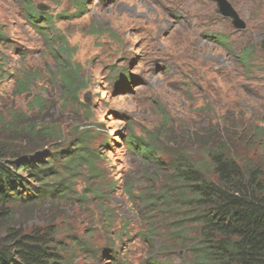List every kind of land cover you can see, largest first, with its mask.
<instances>
[{
	"label": "rangeland",
	"instance_id": "obj_1",
	"mask_svg": "<svg viewBox=\"0 0 264 264\" xmlns=\"http://www.w3.org/2000/svg\"><path fill=\"white\" fill-rule=\"evenodd\" d=\"M181 1L0 0V132L9 121L53 132L42 149L57 154L49 165L67 170L34 181L70 186L36 204L19 200L15 222L26 232L53 225L60 264H215L203 258L198 221L176 235L178 216L151 204L171 173L128 137L159 144L158 161L201 162L221 149L264 168V0H228L243 30L214 0H197L198 17ZM85 150L96 171L63 163Z\"/></svg>",
	"mask_w": 264,
	"mask_h": 264
},
{
	"label": "trees",
	"instance_id": "obj_2",
	"mask_svg": "<svg viewBox=\"0 0 264 264\" xmlns=\"http://www.w3.org/2000/svg\"><path fill=\"white\" fill-rule=\"evenodd\" d=\"M69 69L62 70L61 77L67 91L73 94L79 88L75 87ZM27 85L21 81L19 88H27ZM5 125L6 131L0 132V264H60L63 246L58 239L59 231L53 225H47L26 232L15 222L18 212L14 209L19 200L36 204L37 200L55 198L59 192L64 193L70 188L63 180L55 185L48 182L52 174L60 175V169L67 170L62 164L59 170L56 164L49 165L57 159V154L42 149L47 138L48 145L56 140L55 134L45 128L38 130L34 124L23 129H17L12 121ZM128 140L140 154L156 160L160 169L171 173L165 187L151 202L167 207L170 214L178 216L171 233L185 235L188 233L185 223L196 220L202 225L198 244L204 250L205 261L264 264L263 167L240 163L236 155L221 149L208 152L201 162L192 161L187 155L176 160L165 155V159L158 161L159 144L138 141L133 136ZM18 141L28 142V145L16 149L13 144ZM47 153L50 154L48 159L45 158ZM69 156H64L69 160L63 162L69 168L86 161L96 171L89 151H76ZM23 173L30 175V179ZM39 179L48 181L42 185L39 182L38 186L34 180ZM24 192L26 197L21 199Z\"/></svg>",
	"mask_w": 264,
	"mask_h": 264
},
{
	"label": "water",
	"instance_id": "obj_3",
	"mask_svg": "<svg viewBox=\"0 0 264 264\" xmlns=\"http://www.w3.org/2000/svg\"><path fill=\"white\" fill-rule=\"evenodd\" d=\"M217 3V12L224 17L231 19L233 26L238 30L245 29V22L240 18L237 11L233 8L228 0H214ZM42 10H48L47 7L40 5ZM264 48V43H263Z\"/></svg>",
	"mask_w": 264,
	"mask_h": 264
},
{
	"label": "bare ground",
	"instance_id": "obj_4",
	"mask_svg": "<svg viewBox=\"0 0 264 264\" xmlns=\"http://www.w3.org/2000/svg\"><path fill=\"white\" fill-rule=\"evenodd\" d=\"M260 7H261L262 10L264 11V4H260ZM179 9L187 10V12H188V16H189V17H191L192 14H193L194 16H197V17H198V15L201 14L202 11H203V10L201 9V5L199 4V2H198L197 0H189V8H188L187 5L185 4V1L182 0L181 3H180V5H179ZM204 9H205V8H204ZM204 14H205V13H204ZM207 14H208V13H207ZM189 17H188V18H189ZM239 85H240V86L245 85L246 87H249V86H250V85L247 86V83L241 82L240 80H239Z\"/></svg>",
	"mask_w": 264,
	"mask_h": 264
},
{
	"label": "flooded vegetation",
	"instance_id": "obj_5",
	"mask_svg": "<svg viewBox=\"0 0 264 264\" xmlns=\"http://www.w3.org/2000/svg\"><path fill=\"white\" fill-rule=\"evenodd\" d=\"M226 18V17H225ZM263 43H264V41H263Z\"/></svg>",
	"mask_w": 264,
	"mask_h": 264
}]
</instances>
